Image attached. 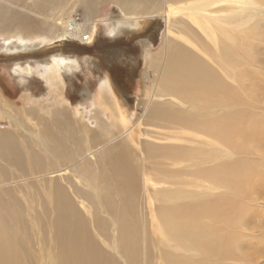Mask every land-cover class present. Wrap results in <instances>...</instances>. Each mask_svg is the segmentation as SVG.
I'll use <instances>...</instances> for the list:
<instances>
[{
	"label": "bare ground",
	"instance_id": "obj_1",
	"mask_svg": "<svg viewBox=\"0 0 264 264\" xmlns=\"http://www.w3.org/2000/svg\"><path fill=\"white\" fill-rule=\"evenodd\" d=\"M262 1L264 0L146 1L152 6L151 9H155L156 15L163 18L166 28L162 35L160 52H151V56L146 59L147 69L155 70L156 77L153 87L145 89L146 93L152 89L150 95L142 96V100L148 101L142 115L149 127L148 136L142 140L139 139L140 129L134 130V126L143 120L141 121L139 117L135 123L130 121L132 115L128 116L125 113L127 105L124 106L117 98L109 77L98 87L96 95L88 93L86 99L88 102L101 99L102 103L94 106L91 116H95L94 119H101L100 116L108 118L106 112L113 114L111 120L106 123L115 129L116 135L105 134L109 126L101 124L95 129L98 134L94 138L97 140L102 137L103 141L76 158L67 155L76 152L77 147L69 135L73 128L68 129L66 122L68 113L75 121L77 118L80 119V106H77L78 109L70 110L71 105L68 103L69 107L61 108L55 104L53 108L56 109L51 112L53 116L39 118V99L28 98L26 99L28 108L22 109L21 112L16 110L17 112L13 114L14 112L3 110L4 113L10 114L13 127H18L19 130L18 133L13 130L9 133L0 129V202L4 197L14 198L17 195L25 203L29 200L32 203L33 200L29 198L31 192L51 200L54 213L51 228L53 240L57 244L59 264L109 263L108 260L111 259L109 254L101 255L97 250L90 251L91 244L81 238V231H77L75 227L78 209L74 203H69L70 199L65 196L62 188L64 185L68 189L75 187L77 181L81 180L100 202L106 194L116 196L119 200H126L130 192L137 188L134 169L129 165L126 156L130 153L131 146L133 150L140 151V144H146L150 155L154 156V160L158 161L160 166L162 161H167L164 164L168 167V173L187 175L185 183L191 189L183 193L175 186L174 190V194L177 192L178 196H183L182 199L195 190L193 193L197 192L201 197L225 191L237 200L238 196H242V192L248 189L247 185L251 183L254 173L249 167L242 166L241 157L253 155L260 158L250 149L260 148L261 145L252 144L253 140L250 137L249 143L245 144L248 142L244 140L246 135L242 138L240 133L242 128L249 136L253 129L248 128L251 126L248 116L242 114L252 110L246 112L243 110L244 98L250 89L247 88L244 76L238 68L246 54L256 59L254 54L247 51L248 44L252 42L251 37L264 39ZM72 2L73 0H0V35L7 32H11L12 35L7 42H0L2 52L21 54L36 48L45 49L47 45L44 44L55 39H60V42L67 39L93 41L96 30L99 29L97 24L99 22L104 24L106 21L84 20L82 24L75 25L73 15L68 10L69 6L75 5L71 4ZM134 9L136 5L130 11ZM127 17L130 19L127 22L132 25H138L140 22L149 23V20L154 18L152 15L146 17L135 13L128 14ZM116 22L120 24L121 20ZM87 25H93L95 28L87 31L85 27ZM182 27H188L193 31L194 36L187 40L191 52L187 50L185 43L176 40L177 29ZM59 31L61 36L53 35ZM20 32L26 35L25 39H19L17 33ZM39 32L50 36H39ZM143 42L146 46L152 43L146 40ZM180 47L185 49L184 52H181ZM261 47L264 48V40ZM162 59L165 65L163 64L164 67L157 72L156 66ZM75 60L58 54L52 57L51 64L37 67L49 92L53 90L52 87L64 88L61 72H69L70 69L79 67ZM250 65L256 69V63ZM14 70L21 77L36 72L30 65H16ZM256 91L253 96L258 98ZM51 106H54V103ZM256 109L254 102L253 111ZM96 110L97 115H94ZM177 110L179 113H175ZM80 111L81 120H92L91 117L88 118L87 111ZM83 131L87 133L85 128ZM13 134L28 140L19 142ZM124 136L129 138L130 143L122 142ZM236 145L243 147L238 150ZM196 151L201 157L214 158L209 165L221 170L222 182L204 183L206 179L200 180L195 176L202 171L199 166L204 165L198 162L205 159H196L194 157ZM170 154L171 160H167L166 157ZM104 164L111 166L118 178L113 184L92 185V181L99 183L98 179L85 172L91 167ZM160 171L162 170L158 169L154 172ZM197 177L198 182H195ZM60 181H63L64 185ZM159 183L150 178L143 180L144 186L157 187ZM123 207L124 209L117 210V216L114 217L118 221L116 230L120 231L122 240L116 235L111 248L118 255L126 245V236L129 234L130 205ZM10 210L11 207L7 205L6 215L2 218L5 223L12 216ZM13 210L15 211L14 208ZM27 210L32 211L30 206H27ZM24 222L20 216L15 219L19 229ZM111 230L115 232V229ZM176 234L169 232V237L163 236L165 248H174L179 239ZM2 240L8 238L5 235V226L0 220V243ZM10 244L9 241V249L5 245H0V264H18L17 253ZM176 250L182 255H188V251L193 254L201 253L200 250L192 248L176 247ZM119 258L123 257L119 255ZM55 263L53 259L47 262Z\"/></svg>",
	"mask_w": 264,
	"mask_h": 264
},
{
	"label": "rangeland",
	"instance_id": "obj_2",
	"mask_svg": "<svg viewBox=\"0 0 264 264\" xmlns=\"http://www.w3.org/2000/svg\"><path fill=\"white\" fill-rule=\"evenodd\" d=\"M146 1L73 0L71 4L75 5L69 6L68 10L73 15L75 25L82 24L84 20L106 21L104 24L102 22L97 24L99 29L96 30L93 41L67 39L60 42V39H55L44 44L47 45L45 49L36 48L21 54L4 53L0 48V129L9 133L12 130L18 133L19 128L13 127L10 114L4 113L3 110L14 112L13 114L17 111L21 112L22 109L28 108L26 105L28 98L39 99V118L53 116L55 104L61 108L69 107L68 103L71 105L70 110L78 109L77 106H80V110L87 111L88 118L91 117L92 120H81L80 110V119L77 118L76 121L69 113L67 115V127L73 128L69 135L77 147L76 152L67 155L76 158L103 141L102 137L97 140L94 138L98 134L95 129L101 124L109 126L105 134L116 135L115 129L106 123L111 120L113 114L106 112L108 118L100 116L101 119H94L95 116L94 118L91 116L94 106L102 103L101 99L91 102L86 99L88 93L97 94L98 87L107 77L111 80L117 98L124 106L127 105L124 111L128 116L132 115L130 121L135 123L139 117L142 121L144 107L148 102L142 100V96L150 95L152 89L147 91L148 93L145 89L153 87L156 77L155 70L147 69L146 59L151 56V52H160L162 35L166 28L163 18L156 15L155 9H151L152 6ZM134 3L136 9L130 11L135 6ZM134 13L146 17L152 15L154 18L149 20V23L140 22L138 25H132L127 22L130 20L127 16ZM118 20H121L120 24L116 22ZM85 27L87 31L95 28L93 25ZM177 30L176 40L185 43L187 50L190 51L187 40L194 36L193 31L188 27ZM83 31H85L84 27ZM262 32L264 34V29ZM39 34V36H50V34L45 35L44 32ZM10 35L11 32L1 34L0 42H7L11 39L12 35ZM17 35L21 40L26 38L21 32ZM53 35L61 36L60 31ZM143 40L152 43L146 46L145 42L142 43ZM263 40L256 36L251 37L252 42L248 44L247 51L254 54L256 59L246 54L238 68L244 76L247 88L250 89L244 98L243 110L244 112L252 110L242 114L248 116L251 124L248 128L253 129L249 136L242 128L240 133L242 138L246 135L244 140L248 142L245 144L249 143L248 137H250L253 140L252 144L261 145L260 148L250 149L260 158H255L253 155L241 157L242 166L249 167L254 173L251 183L247 185L248 189L242 192V196L236 197L237 200L225 191L216 192L213 196L201 197L197 192L193 193L195 190L191 191L192 196L190 192L182 199L183 196H178L177 192L174 194V190L175 186L183 193L191 189L185 183L187 175L168 173V167L164 164L167 161H162L160 166V163L154 160V156L150 155L146 144H140V151L133 150L131 146L130 153L126 156L129 165L134 169L137 188L130 192L126 200H119L116 196L106 194L100 202L81 180L70 189L60 181L64 185L62 189L65 191V196L70 199L69 203H74L78 209L75 227L77 231H81V238L91 244L90 251L97 250L101 255L109 254L111 259L108 260V264H125V262L127 264H264V48L261 47ZM184 50L181 48V52ZM58 54L73 60L76 58L79 67L70 69L69 72L62 71L64 88L52 87L53 90L49 92L37 67L51 64L52 57ZM159 62L160 64L156 66L157 72L164 67L163 59ZM250 63H256V69H253ZM16 65H30L36 69V72L21 77L14 72ZM255 90L258 98L253 96ZM254 102L257 106L256 111H253ZM53 103L54 106H51ZM97 112L96 110L94 115H97ZM175 113H179V110ZM136 128L140 129L139 139L148 136L149 127L144 120L136 124L134 130ZM13 137L19 142L28 140L20 135L13 134ZM121 140L123 143H130L129 138L125 136ZM235 147L239 150L243 146ZM194 157L205 158L198 162L204 165L199 166L202 171L195 176L200 180L206 179L204 183L214 184L223 181L221 170L209 165V162L214 161L212 156L201 157L196 151ZM166 158L171 160V154ZM158 169L162 171L154 172ZM85 174L98 179L99 183L92 181L94 186L113 184L118 178L111 166L106 164L91 167ZM198 177L195 182H198ZM145 178L160 183L157 187L144 186ZM163 181L168 183L164 184ZM29 198L33 200L32 203L30 200L25 203L17 195L14 198L4 197L0 202V220L5 226V235L8 238L2 240L0 245H5L9 249V241L11 242L10 245L17 253L18 264H47L50 259L55 260V264H59L57 244L53 240L51 228L54 220L53 204L51 200H46L36 192H31ZM7 205L11 207L9 213L12 216L5 223L2 218L6 215ZM125 205H130L129 234L126 236V245L119 251V255L123 258H119L111 248L116 235L122 240L120 231L116 230L118 221L114 217L117 216V210L124 209ZM27 206H30L32 211H28ZM18 216L25 220L20 229L15 223ZM113 222L116 225H113ZM112 228L115 229L114 233ZM169 232H175L179 236L174 248L164 246L163 236H168ZM176 247L197 249L201 253L193 254L188 251V255H182Z\"/></svg>",
	"mask_w": 264,
	"mask_h": 264
}]
</instances>
